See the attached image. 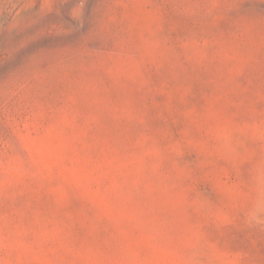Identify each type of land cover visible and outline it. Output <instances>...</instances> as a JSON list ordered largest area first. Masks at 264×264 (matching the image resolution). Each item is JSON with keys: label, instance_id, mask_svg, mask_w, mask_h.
I'll use <instances>...</instances> for the list:
<instances>
[{"label": "rangeland", "instance_id": "rangeland-1", "mask_svg": "<svg viewBox=\"0 0 264 264\" xmlns=\"http://www.w3.org/2000/svg\"><path fill=\"white\" fill-rule=\"evenodd\" d=\"M0 264H264V0H0Z\"/></svg>", "mask_w": 264, "mask_h": 264}]
</instances>
